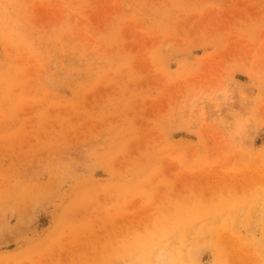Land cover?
<instances>
[{
    "label": "rangeland",
    "instance_id": "rangeland-1",
    "mask_svg": "<svg viewBox=\"0 0 264 264\" xmlns=\"http://www.w3.org/2000/svg\"><path fill=\"white\" fill-rule=\"evenodd\" d=\"M0 264H264V0H0Z\"/></svg>",
    "mask_w": 264,
    "mask_h": 264
}]
</instances>
